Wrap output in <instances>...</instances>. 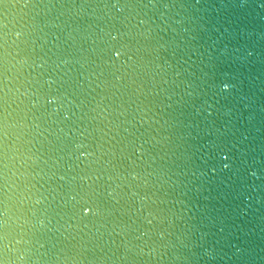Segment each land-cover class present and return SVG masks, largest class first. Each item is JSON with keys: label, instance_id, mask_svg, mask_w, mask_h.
<instances>
[{"label": "water", "instance_id": "95a60500", "mask_svg": "<svg viewBox=\"0 0 264 264\" xmlns=\"http://www.w3.org/2000/svg\"><path fill=\"white\" fill-rule=\"evenodd\" d=\"M0 264H264V0H0Z\"/></svg>", "mask_w": 264, "mask_h": 264}]
</instances>
